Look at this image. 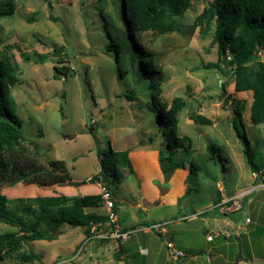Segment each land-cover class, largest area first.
I'll use <instances>...</instances> for the list:
<instances>
[{"label":"rangeland","instance_id":"obj_1","mask_svg":"<svg viewBox=\"0 0 264 264\" xmlns=\"http://www.w3.org/2000/svg\"><path fill=\"white\" fill-rule=\"evenodd\" d=\"M8 1L16 7L13 15L0 17V55L6 52L18 65L19 84L12 95L23 137L40 153L34 156L37 167L64 162L70 179L86 185L28 182L15 188L5 186L1 193L13 200L97 195L98 183H90V179L100 172L98 151L131 149L129 157L136 164L138 171L132 161L137 177L123 169L119 181L109 179L118 224L139 230L161 223L166 230L161 237L155 232L145 235L138 231L118 244L88 241L81 227L45 223L43 230L59 232L57 236L24 245L20 253L41 255L42 260L33 264H235L237 235L242 236L246 260L239 264H264V190L249 195L238 213L225 216L213 204L220 197L219 191L224 199L255 187L246 150L249 147L264 160V124H252V92L236 91L227 65L229 58L222 63L224 71L209 66L218 63V48L212 45L213 29L205 32L194 25L208 0L192 2L181 33L165 34H131L126 24L115 20L117 6L113 0ZM106 16L112 19L106 20ZM113 20L125 34L128 49L139 43L152 54L154 72L148 71L145 63H133L129 54L124 59V53L119 56L116 48L109 46ZM57 50L60 55L54 54ZM35 52L47 55V61L40 63L33 56ZM27 54L31 59H26ZM61 66L71 73L56 77L55 67ZM139 68L144 75H138ZM157 81L162 103L171 106L175 97L185 99L186 106L178 117V136L191 139L193 159L204 163L193 176L189 166L178 170L169 181L170 192L164 196L156 186V182L166 181L158 160V149L164 147L163 131L158 114L149 108L156 100L149 85ZM125 94L133 95L134 100ZM237 103L242 109L243 124L239 128L243 138L246 135L244 142L233 124ZM193 114L210 118L212 125L195 124L190 119ZM91 126L95 127V136L89 132ZM213 145L221 154L218 166L207 159L208 148ZM187 188L191 191L180 204H170L171 197H183ZM152 195L156 201L149 200ZM144 199L159 205L146 209ZM11 208L16 209L14 202ZM91 211L104 214L102 208ZM246 217L251 219L248 226ZM256 228L257 235H248ZM224 231H229L232 238L207 240L209 235ZM6 232H18V228L0 223V233ZM172 236L176 248L185 254L184 262L173 260L164 243V237ZM141 249H148L150 254L144 255ZM0 264L23 263L14 256Z\"/></svg>","mask_w":264,"mask_h":264},{"label":"trees","instance_id":"obj_2","mask_svg":"<svg viewBox=\"0 0 264 264\" xmlns=\"http://www.w3.org/2000/svg\"><path fill=\"white\" fill-rule=\"evenodd\" d=\"M193 1L195 0H113L117 6L115 20L117 23L126 24L131 34L181 33L184 16L192 7ZM15 7L12 1L0 0V17L13 15ZM105 18L112 19L110 16ZM115 20L112 21L110 28L113 40L109 46L116 48L119 56L124 53V59L129 54L133 63H145L147 70L154 72L152 54L139 43L137 46L132 44L128 49L123 40L125 34L117 27ZM194 25L202 27L205 32L213 29L212 45L218 48V63L209 66L224 71L222 63L227 62L225 58H229L227 65L230 67L236 91L252 92V124L256 126L264 124V0H208L203 12L195 18ZM54 54L60 55V51H54ZM0 56V223L18 228V232L0 233V262L16 256L23 264H33L41 261L42 256L34 252L20 253L24 245L34 241L53 240L59 233L43 230V224H57V227L69 224L81 227L85 235L89 236L93 227L105 225L108 219L104 214L91 211L102 208L100 194L75 197L55 195L13 200L1 193L5 186L15 188L20 183L78 187L86 185V182L72 181L65 163L61 161L49 162L46 168L37 167L34 156H39L40 153L25 141L21 131V120L15 113L16 104L12 94L19 84L18 65L6 52ZM33 56L40 63H45L48 59L47 55L36 52ZM25 57L27 60L31 59L28 54ZM55 72L56 77L71 73L65 66L55 67ZM138 75H144L141 68L138 69ZM149 91L156 98L149 104V108L158 114V121L161 123L159 126L163 131L164 147L158 149V160L166 182H169L178 170H185L187 166L190 167V175L193 176L204 168V163H197L193 159L191 139L178 136V117L186 106L185 99L175 97L171 106L162 103L160 99L162 89L158 81L149 85ZM124 96L131 101L134 100L133 95ZM234 112L236 117L233 124L244 142L246 135L243 138L239 128L243 124L239 103L236 104ZM190 119L197 125H212V120L204 115L193 114ZM94 128L91 126L89 132L95 136ZM155 137H150V141L154 142ZM131 151L126 149L114 152L111 148L99 150L97 155L100 172L90 179V183H103L110 187L109 179L113 177L119 181L123 169L137 177L133 167V163L135 168L136 164L133 158L132 163L129 157ZM207 159L215 166L222 160L220 150L215 145L208 148ZM246 160L252 172H264V160L259 158L258 154L251 153L249 147L248 151L246 150ZM136 170L138 171L137 168ZM222 170L225 172L226 167L222 166ZM256 182L255 185L259 184V180ZM190 191V188L186 189L185 195L178 199V204ZM219 193L220 197L213 202L214 205L222 202L221 192ZM13 202L16 209L11 208ZM172 239L170 238L171 241ZM117 258L120 260V256L117 255Z\"/></svg>","mask_w":264,"mask_h":264},{"label":"built area","instance_id":"obj_3","mask_svg":"<svg viewBox=\"0 0 264 264\" xmlns=\"http://www.w3.org/2000/svg\"><path fill=\"white\" fill-rule=\"evenodd\" d=\"M253 177L254 179H256L255 181L259 180V184L255 185L254 188L235 194L232 197H226L222 199V202L220 204L214 206L219 207L223 214H234L240 212L244 207V201L249 195L256 191L264 190V172H253ZM260 182L262 183L260 184ZM98 188L100 191L99 194L102 197V209L108 221L105 225L99 224L93 227L91 230V234L86 237L88 241L97 240L101 242L104 240L123 244L131 238V235L133 233L138 231L155 232L159 235L166 234V230H164V224L161 223L154 224L152 226L139 230L124 229L123 227H121L118 224L115 202L112 199L110 188L103 183H98ZM195 217L196 215H194V218ZM250 223L251 219L249 217L246 218L245 224L249 225ZM96 230L97 232L99 231V233H97ZM217 237L230 239L232 235L229 233V231H224L223 234L209 235L207 240L209 242H213ZM164 239V243L167 246V249L171 250V257L173 260L183 259L185 257V254L181 250L177 249L175 244L169 238L164 237ZM141 252L144 255L148 254V251L146 249H141Z\"/></svg>","mask_w":264,"mask_h":264},{"label":"water","instance_id":"obj_4","mask_svg":"<svg viewBox=\"0 0 264 264\" xmlns=\"http://www.w3.org/2000/svg\"><path fill=\"white\" fill-rule=\"evenodd\" d=\"M156 186H157L161 196L166 195L171 190L170 183L166 182V181L163 184H161L160 182H156ZM143 205L146 209H150L154 206H158L159 202H149L147 199H144ZM234 240L237 243V255H236L235 264H239V262H241V261H246L243 257L242 239L239 236L235 235ZM183 259L181 260V262H184Z\"/></svg>","mask_w":264,"mask_h":264},{"label":"crops","instance_id":"obj_5","mask_svg":"<svg viewBox=\"0 0 264 264\" xmlns=\"http://www.w3.org/2000/svg\"><path fill=\"white\" fill-rule=\"evenodd\" d=\"M130 154H131V152H130ZM131 159V158H130ZM179 196V195H178ZM178 196H176L175 198H174V200L172 199V197H171V200H170V204H172V205H176L177 203H178ZM230 197H232V196H230ZM181 198V197H180ZM149 200L150 201H156L155 200V195H152L150 198H149ZM206 210H209V209H206ZM224 215H226V214H224ZM247 218V217H246ZM211 224H213L214 223V221H212V219H211ZM246 225V224H245ZM246 226H248V225H246ZM257 227H260V225H257ZM264 227V226H263ZM145 235H148L147 233H151V232H143ZM259 233V229L258 228H256V229H254V230H252L251 232L249 231L248 232V235H250V236H252V234H258ZM172 238H173V236H172ZM241 238V237H240ZM147 251H148V254L147 255H149L150 254V251L148 250V249H146ZM180 250V249H179Z\"/></svg>","mask_w":264,"mask_h":264}]
</instances>
